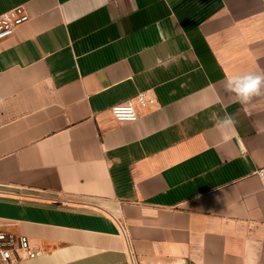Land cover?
<instances>
[{
    "label": "crops",
    "instance_id": "1",
    "mask_svg": "<svg viewBox=\"0 0 264 264\" xmlns=\"http://www.w3.org/2000/svg\"><path fill=\"white\" fill-rule=\"evenodd\" d=\"M20 5L30 20L0 42V223L38 255L11 264H130L120 223L139 264H264V95L224 88L264 73V0H0V15ZM142 92L157 106L118 123Z\"/></svg>",
    "mask_w": 264,
    "mask_h": 264
},
{
    "label": "built area",
    "instance_id": "2",
    "mask_svg": "<svg viewBox=\"0 0 264 264\" xmlns=\"http://www.w3.org/2000/svg\"><path fill=\"white\" fill-rule=\"evenodd\" d=\"M29 20L30 14L23 5L0 15V42L12 37L17 28ZM137 105L143 108H155L157 100L153 94L142 92L133 99L117 104L112 108L111 112L118 123H132L138 119ZM133 116H135L134 120L132 119ZM259 175L264 177V169L260 170ZM9 227V223H0V264H11L36 257L38 252L31 246L29 238L10 230ZM120 228L125 239L130 264H139L130 249L126 224L120 223Z\"/></svg>",
    "mask_w": 264,
    "mask_h": 264
},
{
    "label": "clouds",
    "instance_id": "3",
    "mask_svg": "<svg viewBox=\"0 0 264 264\" xmlns=\"http://www.w3.org/2000/svg\"><path fill=\"white\" fill-rule=\"evenodd\" d=\"M157 27L159 28V24ZM161 37H163L162 30ZM224 88L227 93L234 96L237 103L246 105L254 97L264 95V73L246 72L227 76ZM132 119L134 120L135 116ZM212 119L214 127L220 133L221 138L226 142L230 141L237 124L233 116L225 111L222 117L213 113ZM246 264H251V261H246Z\"/></svg>",
    "mask_w": 264,
    "mask_h": 264
}]
</instances>
